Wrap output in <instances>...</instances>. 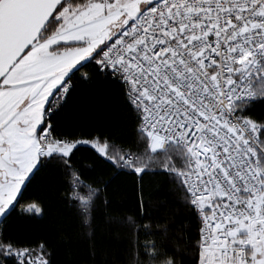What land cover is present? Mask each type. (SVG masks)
<instances>
[{
    "label": "snow or ice",
    "instance_id": "snow-or-ice-1",
    "mask_svg": "<svg viewBox=\"0 0 264 264\" xmlns=\"http://www.w3.org/2000/svg\"><path fill=\"white\" fill-rule=\"evenodd\" d=\"M101 86L111 106L89 109L88 130L66 127L78 92L103 106ZM257 104L264 0H0V219L48 171L78 229L61 259L47 236L0 227V264H264ZM103 167L170 176L178 207L151 215L141 197L132 215L112 210L116 176L91 175Z\"/></svg>",
    "mask_w": 264,
    "mask_h": 264
},
{
    "label": "trees",
    "instance_id": "trees-1",
    "mask_svg": "<svg viewBox=\"0 0 264 264\" xmlns=\"http://www.w3.org/2000/svg\"><path fill=\"white\" fill-rule=\"evenodd\" d=\"M77 84L79 85L78 80ZM101 96L104 100L103 106L99 104L93 106L91 92H78L70 102L69 108L61 114L65 119V126L77 129L83 127L88 130L92 122L89 117V109L92 108L94 115H99L102 110L111 106L112 95L110 92H106L103 86H101ZM254 111L264 113V105L257 104ZM122 131L125 133V138L129 139L127 130L123 129ZM91 175L106 181L112 176H116L108 185L111 208L116 212H126L128 215H132L141 197L149 203L151 215H158L166 211L162 207L164 204L173 210L178 207L173 195L174 186L170 176L150 172L141 181L138 175L133 176L127 172L116 175L113 169L107 167L98 168ZM22 192L23 198H18L20 204L16 213L7 220H2L0 227L6 226L10 232L22 238L47 236L57 247L58 257L72 259L68 253L77 249V219L71 206L62 201L63 188L59 183V177L45 171L37 176L26 190L22 189ZM30 202H37L45 207L47 212L43 218H40V214L33 217L26 211L27 204ZM178 215L184 221V228L186 230L190 228L194 234L196 225L191 216L185 212H180ZM54 222L56 223L55 229H53ZM186 264L189 262L186 261Z\"/></svg>",
    "mask_w": 264,
    "mask_h": 264
},
{
    "label": "rangeland",
    "instance_id": "rangeland-1",
    "mask_svg": "<svg viewBox=\"0 0 264 264\" xmlns=\"http://www.w3.org/2000/svg\"><path fill=\"white\" fill-rule=\"evenodd\" d=\"M22 189H23V187H22ZM18 198H19V196H18ZM37 214H40V213H37ZM2 220H3V219H0V224H1Z\"/></svg>",
    "mask_w": 264,
    "mask_h": 264
}]
</instances>
